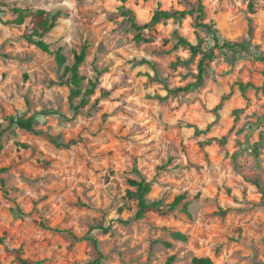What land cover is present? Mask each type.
Listing matches in <instances>:
<instances>
[{"label":"rangeland","instance_id":"obj_1","mask_svg":"<svg viewBox=\"0 0 264 264\" xmlns=\"http://www.w3.org/2000/svg\"><path fill=\"white\" fill-rule=\"evenodd\" d=\"M202 3L222 40L250 48L215 49L202 86L173 96L200 58L174 48V33L203 50L210 36L187 17L136 42L123 13L141 25L157 9H183L178 0H0V264H17V249L34 263L88 264L91 245L69 233L95 238L101 264H264V0ZM14 9L60 13L43 38L50 53L27 41L30 20L13 23ZM84 47L70 101L55 52L71 67ZM33 116L35 133L9 121ZM130 180L149 183L146 202L161 204L140 220Z\"/></svg>","mask_w":264,"mask_h":264},{"label":"trees","instance_id":"obj_2","mask_svg":"<svg viewBox=\"0 0 264 264\" xmlns=\"http://www.w3.org/2000/svg\"><path fill=\"white\" fill-rule=\"evenodd\" d=\"M180 4L185 6L183 9H177L174 7H169L166 10L157 9L153 13L152 17L147 23L138 24L135 20L134 14L130 11L123 13V16L127 19V22L130 25V28L135 32L134 40L136 42L145 41L150 42V38H144L142 36V32L145 30H150L157 25L166 24L168 21H181L185 18H189L191 20L192 28L195 30H202L205 31L208 36H210L213 45L205 50L201 49L200 45H193L192 43L188 42L183 37L179 36L177 33H174L175 37V44L174 48H183L190 53L191 58H195L196 56H200L198 63H197V73L194 76V82L187 84L184 87L175 88L173 90H169L168 93L173 96H183L190 92L192 89L199 88L202 86L204 81V75L209 67L210 63L215 58L214 50L218 49L220 51L227 50V51H234V52H248L250 48V44L247 41L241 43H230L224 41L220 38L217 30L213 27L211 23L205 22V15H204V6L202 0H178ZM14 15H16L15 20L13 23L17 25L23 24L24 20L29 18L31 23V33L30 35L26 36V39L29 43L34 45L38 50L44 53H50L49 46L44 42L43 38L46 34H48L53 28H55L57 24V19L60 17V13L57 12L55 14H51L45 10H35L30 11L27 9H14L12 10ZM86 48H82L81 52L74 56V62L71 67L64 66L65 65V58L62 56L59 50L55 52V60L59 67H63L64 74H69L68 81L71 85L69 100L78 97L82 90V81L83 76L79 74V67L84 62L86 56ZM257 62L264 64V56H255ZM89 88L85 91L84 97L81 98L79 104L75 107H71L72 111L76 114L78 113L79 109L84 107L88 101V98L94 94L96 84L94 82L88 83ZM250 86L239 84V90L244 92L246 87ZM43 115V114H39ZM10 124L16 126L18 129L23 130L27 133H35L34 127L37 122L36 116L33 117H18L16 119L10 118ZM223 141L225 138L222 139ZM52 141V140H51ZM57 147H60L57 143L53 142ZM2 149L1 139H0V151ZM4 173V169L0 168V185L3 184L1 179V175ZM129 185L135 188V192L132 194V197L137 201V211L135 213L134 219L140 220L144 217V215L149 211H157L158 207L161 205L160 202H153L148 204L146 202V195L150 192V184L145 182L144 180L141 181H129ZM184 200V196H179L174 199V201L170 205V209L173 210L177 205H179ZM182 210L188 215L187 213V204H183ZM93 229H100L104 232L107 229L103 228H93ZM69 235L74 240H84L88 242L94 252L93 259L88 262V264H101V260L103 256L98 249V241L87 234L82 239H78L73 234ZM172 237L174 239L184 240L185 238L179 233H173ZM4 243V239L0 237V245ZM22 250L17 249L15 250L16 254V262L17 264H41L42 262H30L21 257ZM172 258L168 259L167 263H171ZM190 264H213V262L207 257H199V258H192Z\"/></svg>","mask_w":264,"mask_h":264}]
</instances>
